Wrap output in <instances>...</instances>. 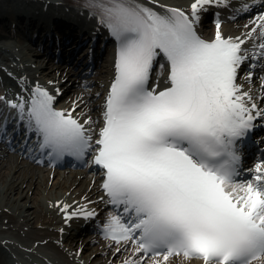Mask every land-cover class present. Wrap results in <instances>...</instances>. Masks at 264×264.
Listing matches in <instances>:
<instances>
[{
  "label": "snow or ice",
  "instance_id": "snow-or-ice-1",
  "mask_svg": "<svg viewBox=\"0 0 264 264\" xmlns=\"http://www.w3.org/2000/svg\"><path fill=\"white\" fill-rule=\"evenodd\" d=\"M220 3L193 0L185 9L165 0H78L114 41L99 117L76 102L57 107L54 81L49 88L8 72L22 84L15 98L0 96L10 110L0 138L9 139L10 117L12 131L32 141L25 150L34 160L56 165L71 158L101 170V188L115 209L103 235L116 253H129L120 264H173L176 256L264 264V155L252 169L242 167L256 121H264V77L259 103L238 82L246 61L252 63L243 78L250 82L255 61L264 59V11L239 36L226 35L217 19L214 36L205 38L201 12ZM254 7L251 0L237 11ZM241 171L247 179H239ZM55 204L68 219L97 215L87 204L75 211Z\"/></svg>",
  "mask_w": 264,
  "mask_h": 264
},
{
  "label": "bare ground",
  "instance_id": "bare-ground-1",
  "mask_svg": "<svg viewBox=\"0 0 264 264\" xmlns=\"http://www.w3.org/2000/svg\"><path fill=\"white\" fill-rule=\"evenodd\" d=\"M183 1L165 0L167 3ZM11 2V7H23L27 10L29 16L36 19L53 20L56 16L55 12H58L62 15V17L58 15L57 18V24L61 28H68L67 22H69V25H81L83 27L91 21L87 19V14L81 15L77 12L78 15L71 8L67 9L66 5L58 4L55 6V0H12ZM45 3H48V8L43 11L42 6ZM2 12L3 8L0 6V15ZM5 45L6 47L1 49L2 56H12L10 60L12 63H14V60L18 61V56L21 57L17 65L18 71L26 70L32 75L38 72L42 76L48 72L42 69L43 64H41L40 56H38L40 51L30 53L28 47L25 46L21 47L19 45V48H17L18 45L12 43ZM28 63L36 66L32 67ZM51 68L52 66H50ZM75 91L74 97L78 98L81 106L86 107L90 97L79 90ZM3 156L4 152L0 148V209H2L0 213V247H2L0 248V254L3 252L13 254L11 264H75V255L69 249L55 242V240L60 239L61 235L58 231L62 225L57 213V206L59 205H56L55 201L60 200L65 203L80 197L85 192H94L96 190L94 179L97 178V175L92 173L79 178L78 173L54 171V176L51 179V170L46 173L40 167L24 160H17L14 165H11L9 159H4ZM4 167H6L5 170L8 169L9 171L5 178L1 174ZM50 179L52 183L49 185ZM38 180L43 185H36L35 193L40 190L39 197L36 195V200L32 195V198L29 199L27 189L28 187L31 188L33 184L40 183ZM25 182H27L28 187L23 188ZM29 205H33L35 208L31 210ZM9 212H12V214ZM6 218L9 219L7 222H5ZM66 235L63 234L69 240L70 247L76 248L77 246L73 247V245L78 239H76L77 237L73 234V231L68 237ZM75 239L76 241H74ZM36 241H40V243L37 244ZM87 244L86 247L88 248L90 244ZM24 248L31 249V251L24 250ZM97 249L94 248L91 252L84 250L80 258L87 261L91 253L97 252ZM103 257L97 256L90 264L104 263L105 257Z\"/></svg>",
  "mask_w": 264,
  "mask_h": 264
},
{
  "label": "rangeland",
  "instance_id": "rangeland-1",
  "mask_svg": "<svg viewBox=\"0 0 264 264\" xmlns=\"http://www.w3.org/2000/svg\"><path fill=\"white\" fill-rule=\"evenodd\" d=\"M35 197H36V194H35ZM36 198H37V197H36ZM36 198H35V199H36ZM36 200H37V199H36ZM32 207H33V205H32V206H29V208H31V210L34 209V208H32Z\"/></svg>",
  "mask_w": 264,
  "mask_h": 264
}]
</instances>
